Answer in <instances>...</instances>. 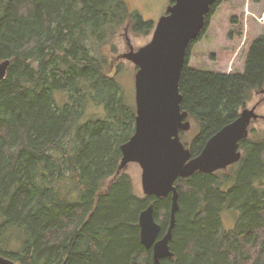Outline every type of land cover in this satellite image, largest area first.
I'll list each match as a JSON object with an SVG mask.
<instances>
[{
  "label": "trees",
  "instance_id": "1",
  "mask_svg": "<svg viewBox=\"0 0 264 264\" xmlns=\"http://www.w3.org/2000/svg\"><path fill=\"white\" fill-rule=\"evenodd\" d=\"M150 28L129 0H0V61L11 60L0 82V256L16 264H152L138 216L153 204L164 235L170 196H137L117 172L135 106L109 59L93 56L122 29ZM188 60L189 48L179 92L181 110L200 128L185 145L196 156L263 88L264 31L244 73L198 71ZM88 104L104 115L83 121ZM239 148L241 160L227 169L176 181L174 256L161 264H264V139L248 137ZM225 211L238 213L229 231Z\"/></svg>",
  "mask_w": 264,
  "mask_h": 264
},
{
  "label": "water",
  "instance_id": "2",
  "mask_svg": "<svg viewBox=\"0 0 264 264\" xmlns=\"http://www.w3.org/2000/svg\"><path fill=\"white\" fill-rule=\"evenodd\" d=\"M165 15L157 21L151 41L119 58L131 62L135 74V124L132 136L120 146L118 173L129 164L141 169L144 196L158 199L170 196L169 223L164 235L155 221L154 206L149 204L138 216L139 239L146 250L152 251V264L172 258V240L179 208L178 179L200 172L215 173L238 163L242 158L239 143L249 136L253 121L264 120L256 113L257 105L243 108L236 120L211 136L201 152L192 156L181 141L180 133L190 129L188 114L181 110L182 95L179 81L187 50L205 26V16L216 0H170ZM127 39V44H129ZM11 60L0 61V82ZM0 264H16L0 256Z\"/></svg>",
  "mask_w": 264,
  "mask_h": 264
},
{
  "label": "rangeland",
  "instance_id": "3",
  "mask_svg": "<svg viewBox=\"0 0 264 264\" xmlns=\"http://www.w3.org/2000/svg\"><path fill=\"white\" fill-rule=\"evenodd\" d=\"M129 3L131 8L141 16L143 22L150 23L149 31L134 34L122 29L114 39L98 50L95 48L93 56L104 55L109 59L111 76L115 78L128 101H132L135 106L134 82L137 68L131 62L119 57L129 51V45L137 50L151 41L157 21L165 15L171 3L170 0H129ZM263 19L264 0H223L210 18L204 34L189 47L188 66L194 70L210 73H228L229 71L237 74L244 73L249 51L264 31ZM258 91L251 94L245 107L250 109L257 105L256 113L264 118V95ZM54 98L60 105L67 100L66 95L62 93H55ZM103 115L101 107L88 104L83 121ZM188 121L191 124L190 129L181 135L184 145H189L200 131L198 125L192 120ZM250 129L253 131L248 137L252 140L264 139V120L252 122ZM123 173L129 177L134 193L143 197L140 167L134 163L129 164ZM237 217L238 213L234 211L222 213L221 219L226 231L234 227Z\"/></svg>",
  "mask_w": 264,
  "mask_h": 264
},
{
  "label": "flooded vegetation",
  "instance_id": "4",
  "mask_svg": "<svg viewBox=\"0 0 264 264\" xmlns=\"http://www.w3.org/2000/svg\"><path fill=\"white\" fill-rule=\"evenodd\" d=\"M258 93H261V94L264 95V89H260V90L258 91ZM263 100H264V99H263ZM258 120H262V119H258Z\"/></svg>",
  "mask_w": 264,
  "mask_h": 264
},
{
  "label": "built area",
  "instance_id": "5",
  "mask_svg": "<svg viewBox=\"0 0 264 264\" xmlns=\"http://www.w3.org/2000/svg\"><path fill=\"white\" fill-rule=\"evenodd\" d=\"M264 20V19H263Z\"/></svg>",
  "mask_w": 264,
  "mask_h": 264
}]
</instances>
